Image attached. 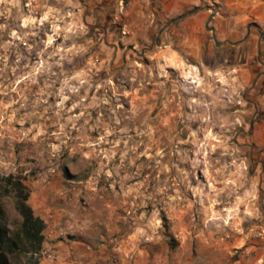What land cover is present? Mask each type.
I'll list each match as a JSON object with an SVG mask.
<instances>
[{"label": "rangeland", "instance_id": "1", "mask_svg": "<svg viewBox=\"0 0 264 264\" xmlns=\"http://www.w3.org/2000/svg\"><path fill=\"white\" fill-rule=\"evenodd\" d=\"M188 1L236 22L223 47L129 38L126 0H0V179L44 221L12 264L259 263L264 104L247 71L211 68L264 37V0ZM0 202L15 236V190Z\"/></svg>", "mask_w": 264, "mask_h": 264}, {"label": "crops", "instance_id": "2", "mask_svg": "<svg viewBox=\"0 0 264 264\" xmlns=\"http://www.w3.org/2000/svg\"><path fill=\"white\" fill-rule=\"evenodd\" d=\"M91 1L99 2L106 8L112 6L118 8L123 5L124 0ZM191 5L188 0H126L124 13L119 15L124 22L122 34L128 35L129 38L147 39L153 36L158 40H166L164 46L170 55L171 52L178 53L183 47L192 48L193 52L199 47L203 49L210 36L214 38L216 45L223 47L224 44H221L225 41V35L235 34L236 22L231 21L226 28L227 31H224V27L220 28L221 21L215 16L211 17V13L203 10L202 6L196 5L194 6L196 10L182 12ZM109 18V15H104V20H109ZM172 39L179 42L174 44L171 42ZM253 39L256 42L253 43ZM239 40L241 41L238 44L232 42L228 44L226 50L221 55L219 54L221 60L211 70L221 73L226 69L228 81L231 83L235 82V75L232 71L238 69L247 71L250 88L259 89V102L264 104V37L261 33L248 31L247 36ZM262 244L259 247L260 254L255 258L259 260L258 264H264V242Z\"/></svg>", "mask_w": 264, "mask_h": 264}, {"label": "trees", "instance_id": "3", "mask_svg": "<svg viewBox=\"0 0 264 264\" xmlns=\"http://www.w3.org/2000/svg\"><path fill=\"white\" fill-rule=\"evenodd\" d=\"M0 200L3 195H7L11 190L17 194V209L22 216L20 232L11 236L9 229L4 222V210L0 202V264H12L9 254L20 250L21 240L30 245L40 246L43 241V219L35 215L27 200L29 192L23 181L12 174L0 179Z\"/></svg>", "mask_w": 264, "mask_h": 264}]
</instances>
